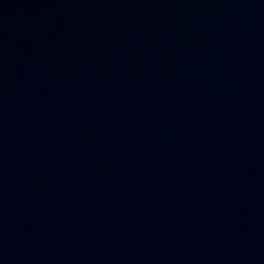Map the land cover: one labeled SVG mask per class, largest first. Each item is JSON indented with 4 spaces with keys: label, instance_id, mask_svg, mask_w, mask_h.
<instances>
[{
    "label": "water",
    "instance_id": "obj_1",
    "mask_svg": "<svg viewBox=\"0 0 264 264\" xmlns=\"http://www.w3.org/2000/svg\"><path fill=\"white\" fill-rule=\"evenodd\" d=\"M0 264H264V0H0Z\"/></svg>",
    "mask_w": 264,
    "mask_h": 264
}]
</instances>
